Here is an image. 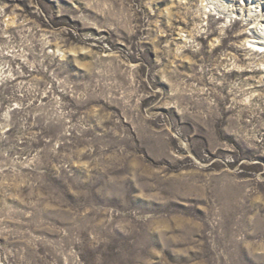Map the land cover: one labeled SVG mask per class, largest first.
<instances>
[{
  "label": "rangeland",
  "instance_id": "1",
  "mask_svg": "<svg viewBox=\"0 0 264 264\" xmlns=\"http://www.w3.org/2000/svg\"><path fill=\"white\" fill-rule=\"evenodd\" d=\"M263 25L0 0V264H264Z\"/></svg>",
  "mask_w": 264,
  "mask_h": 264
},
{
  "label": "bare ground",
  "instance_id": "2",
  "mask_svg": "<svg viewBox=\"0 0 264 264\" xmlns=\"http://www.w3.org/2000/svg\"><path fill=\"white\" fill-rule=\"evenodd\" d=\"M260 27H261V26H260ZM263 27H264V25H263ZM258 28H259V26H258ZM263 29H264V28H263ZM260 50H261V49H260ZM260 50H259V51H260Z\"/></svg>",
  "mask_w": 264,
  "mask_h": 264
}]
</instances>
